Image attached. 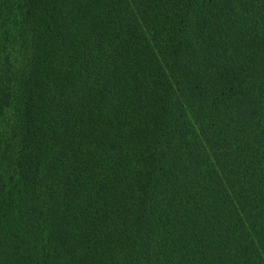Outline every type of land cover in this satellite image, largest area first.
I'll return each instance as SVG.
<instances>
[{"label": "trees", "instance_id": "obj_1", "mask_svg": "<svg viewBox=\"0 0 264 264\" xmlns=\"http://www.w3.org/2000/svg\"><path fill=\"white\" fill-rule=\"evenodd\" d=\"M0 264H264V0H0Z\"/></svg>", "mask_w": 264, "mask_h": 264}, {"label": "rangeland", "instance_id": "obj_2", "mask_svg": "<svg viewBox=\"0 0 264 264\" xmlns=\"http://www.w3.org/2000/svg\"><path fill=\"white\" fill-rule=\"evenodd\" d=\"M22 54L18 53V56H16V54H12V56L9 55V60L12 61L14 64L20 65L21 61H22ZM9 118V116H8Z\"/></svg>", "mask_w": 264, "mask_h": 264}]
</instances>
